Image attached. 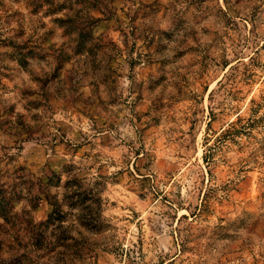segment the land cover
<instances>
[{
  "label": "rangeland",
  "instance_id": "rangeland-1",
  "mask_svg": "<svg viewBox=\"0 0 264 264\" xmlns=\"http://www.w3.org/2000/svg\"><path fill=\"white\" fill-rule=\"evenodd\" d=\"M0 188V264H264V0H0Z\"/></svg>",
  "mask_w": 264,
  "mask_h": 264
},
{
  "label": "trees",
  "instance_id": "trees-1",
  "mask_svg": "<svg viewBox=\"0 0 264 264\" xmlns=\"http://www.w3.org/2000/svg\"><path fill=\"white\" fill-rule=\"evenodd\" d=\"M85 34H86V32L83 33L82 30L79 31V33H78L79 42H78V44L76 46V50L75 51L78 52V51L82 50V47H84V43L85 42H84V40L81 37L85 36ZM4 193L5 192L0 188V216H2L4 219H7L9 217H7V215H8V209H6L7 202H6ZM56 211H58V206H56V204L54 203V209L50 213V217L48 218V220H52L53 219L52 218L53 217L52 215L54 213H56ZM41 240H42V236H35V238H34V241L35 242L33 243V246L39 247L40 245H42V244L39 243V242H41ZM21 260H22V254L21 255H16L13 258L12 262H14V264L15 263L16 264H20L21 263Z\"/></svg>",
  "mask_w": 264,
  "mask_h": 264
}]
</instances>
